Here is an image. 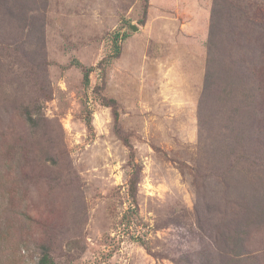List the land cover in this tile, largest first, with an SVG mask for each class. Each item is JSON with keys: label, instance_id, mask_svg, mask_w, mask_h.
<instances>
[{"label": "rangeland", "instance_id": "rangeland-1", "mask_svg": "<svg viewBox=\"0 0 264 264\" xmlns=\"http://www.w3.org/2000/svg\"><path fill=\"white\" fill-rule=\"evenodd\" d=\"M226 3L0 0V264H264V0Z\"/></svg>", "mask_w": 264, "mask_h": 264}, {"label": "trees", "instance_id": "trees-1", "mask_svg": "<svg viewBox=\"0 0 264 264\" xmlns=\"http://www.w3.org/2000/svg\"><path fill=\"white\" fill-rule=\"evenodd\" d=\"M234 8L226 3V0H214L212 12H211V18H212V31L213 29H217L218 27L229 24L233 20L236 19V16L234 15ZM213 65L211 57L208 60V65ZM208 72H209V66H208ZM207 72V73H208ZM87 78V77H86ZM37 264H53L51 261L50 255L47 251H44L41 253L40 258L37 261Z\"/></svg>", "mask_w": 264, "mask_h": 264}, {"label": "water", "instance_id": "water-1", "mask_svg": "<svg viewBox=\"0 0 264 264\" xmlns=\"http://www.w3.org/2000/svg\"><path fill=\"white\" fill-rule=\"evenodd\" d=\"M130 29H131V30H135L134 26H130Z\"/></svg>", "mask_w": 264, "mask_h": 264}]
</instances>
